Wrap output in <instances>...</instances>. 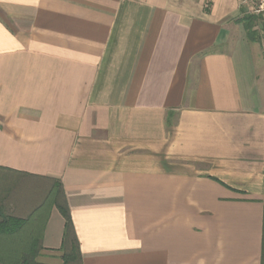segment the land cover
<instances>
[{
    "label": "crops",
    "instance_id": "obj_1",
    "mask_svg": "<svg viewBox=\"0 0 264 264\" xmlns=\"http://www.w3.org/2000/svg\"><path fill=\"white\" fill-rule=\"evenodd\" d=\"M246 17L0 0V210L39 226V257L63 264L60 194L81 264H264V26Z\"/></svg>",
    "mask_w": 264,
    "mask_h": 264
},
{
    "label": "trees",
    "instance_id": "obj_2",
    "mask_svg": "<svg viewBox=\"0 0 264 264\" xmlns=\"http://www.w3.org/2000/svg\"><path fill=\"white\" fill-rule=\"evenodd\" d=\"M261 20L256 17H246L241 20L249 37L256 34V26L258 21ZM264 26V20H261ZM56 205L61 215L65 219V232L63 238V246L61 251L63 253V264H81V253L79 249L78 239L74 230V226L71 220L69 208L67 206L65 198H62L60 194L57 195ZM25 225V220L17 219L6 216L0 211V237L13 236L19 232ZM41 251V245L39 241H36L31 251L23 256L19 264H39L37 258Z\"/></svg>",
    "mask_w": 264,
    "mask_h": 264
},
{
    "label": "rangeland",
    "instance_id": "obj_3",
    "mask_svg": "<svg viewBox=\"0 0 264 264\" xmlns=\"http://www.w3.org/2000/svg\"><path fill=\"white\" fill-rule=\"evenodd\" d=\"M31 183L32 182L28 183L27 187L32 188ZM1 188L5 189L6 187L0 186V189ZM13 194V192H10V194H8L6 197L8 199L14 197ZM28 195H31V193H29ZM2 212L6 213L5 210H3ZM31 228H34V231ZM37 229H39L38 225L29 224L23 227L21 231L17 232L13 236L0 237V264H19L23 256L31 251L33 244L37 241L36 234L39 233ZM33 233L35 235H33ZM37 260L39 262L42 261L49 263L51 262V264H60V257H51V260L47 258L38 257Z\"/></svg>",
    "mask_w": 264,
    "mask_h": 264
},
{
    "label": "built area",
    "instance_id": "obj_4",
    "mask_svg": "<svg viewBox=\"0 0 264 264\" xmlns=\"http://www.w3.org/2000/svg\"><path fill=\"white\" fill-rule=\"evenodd\" d=\"M239 8L246 16L264 20V0H238Z\"/></svg>",
    "mask_w": 264,
    "mask_h": 264
}]
</instances>
